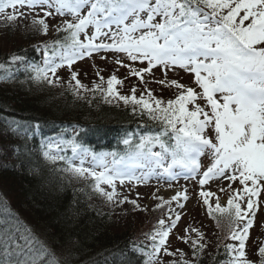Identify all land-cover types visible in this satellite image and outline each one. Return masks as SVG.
<instances>
[{"label": "snow or ice", "instance_id": "obj_1", "mask_svg": "<svg viewBox=\"0 0 264 264\" xmlns=\"http://www.w3.org/2000/svg\"><path fill=\"white\" fill-rule=\"evenodd\" d=\"M29 15L35 31L47 36L51 27L64 34L42 46L43 66L27 65L32 79L52 85L59 80L57 69L65 63L71 69L77 60L94 53L123 54L126 60L117 55L114 62L145 85L139 96L136 85L130 94L122 95L116 85L123 81L115 73L107 78L106 89L95 84L92 91L102 93L108 103L113 98L131 104L133 112L139 109L142 116L162 126L159 133L141 135L138 142L123 139L126 151L118 159L117 153H110L111 162L75 141L42 143L44 160L53 164L64 161L67 167L63 171L78 179L91 177L93 192L108 203L130 202L137 208L136 200L117 199V183L143 185L154 177L175 181L180 176L197 180L206 214L217 227L226 220L225 238L237 242L224 245L230 257L227 264H264V245L257 249L258 261L250 259L246 251L264 194V0H0V19L15 21ZM57 17V24L46 22ZM57 55L59 64L54 60ZM10 59L12 63L25 60L19 55ZM137 62L141 67H133ZM156 68L164 79L152 82L164 90L174 88V98L157 97L146 87L145 76L154 75ZM176 69L191 73L192 84L169 79V72ZM96 75L101 82L105 80L99 72ZM71 76L76 89L84 87L76 71ZM17 128L10 130L16 133ZM68 147L72 158L61 154ZM156 147L160 150L154 151ZM202 155H210L208 164H203ZM213 180L228 181L226 188H219L226 203L211 190H204ZM159 192L157 188L152 193L159 201L155 208L166 207L168 215L146 234L151 251L143 253L145 264H198L208 247L199 228L186 226L184 235L176 237L190 246L192 258L180 248L169 247V237L182 218L172 204L185 207L187 188L168 199L157 195ZM165 256L174 259L165 260ZM49 260L61 264L18 214L0 215V264H49Z\"/></svg>", "mask_w": 264, "mask_h": 264}, {"label": "trees", "instance_id": "obj_2", "mask_svg": "<svg viewBox=\"0 0 264 264\" xmlns=\"http://www.w3.org/2000/svg\"><path fill=\"white\" fill-rule=\"evenodd\" d=\"M58 35L62 38L64 34L57 33L44 44ZM37 46L26 39L25 44L10 51L0 50V64L8 67L0 69V215L18 214L61 264L65 260L67 264H145L143 253L149 252L151 243L146 234L158 226L160 217L143 233L127 223L116 226L114 210L122 214V205L110 211L102 208L91 181L74 179L63 171L66 166L62 161L53 164L44 160L41 140L52 133L68 134L66 127L73 122L83 126L77 138L89 137L112 153L123 155L127 147L123 139L136 142L141 135L159 133L162 126L142 116L139 109L133 112L131 104L112 98L111 103L106 102L99 91H80L74 85L59 89L32 79L27 65H36ZM10 54L25 60L6 64ZM138 90L143 91L139 86ZM33 123L40 125L38 135ZM209 220L213 228L205 241L212 244L211 251L200 255L198 264H227V221L222 220L217 227ZM185 252L192 258L189 245ZM254 253L258 261L257 249ZM169 259L174 257L165 258Z\"/></svg>", "mask_w": 264, "mask_h": 264}, {"label": "rangeland", "instance_id": "obj_3", "mask_svg": "<svg viewBox=\"0 0 264 264\" xmlns=\"http://www.w3.org/2000/svg\"><path fill=\"white\" fill-rule=\"evenodd\" d=\"M68 19H71V17H67ZM59 19L53 20L52 18H48L46 22H48L50 25L57 24L59 22ZM32 17L29 15L27 18L20 17L15 21H5L3 19H0V50L3 51H10L13 47H17L18 45H23L26 42V39L35 41L36 43L47 42L52 35H56L57 33L53 28L50 27L49 29V35L45 36L42 33H39L34 30L32 24H31ZM33 36V37H32ZM106 56L107 59L102 60L101 56ZM119 55L121 59H125L126 57L123 54H115L111 52H100V53H94L92 57H85L84 59L77 60L69 69L67 64L65 63L62 67L57 69L56 76L59 77V80L56 81L55 84H52L55 88L61 89L62 87L68 86V85H75V81L72 80L71 73L72 71H76L78 73L77 79L80 80L81 84L84 86L82 88H79L80 91H90L93 89L95 84H101L102 87L106 89L107 86V78L112 75L104 76V72L102 71L103 65H109V66H117L114 60L115 57ZM42 60L44 63V55L42 56ZM54 60L56 63H61L60 56L57 55L54 57ZM128 63H131L130 61H127ZM133 67H141L139 62L133 64ZM99 72L101 76L105 77V80L101 82L100 78L96 75V73ZM116 74V73H115ZM154 75H148L151 76V80H148L147 86L149 85L152 89L154 94L157 97L163 96L165 99L168 98H174L172 96V93L175 92V89L171 90H164V86L153 83L152 81L154 79H164L162 72L159 68L153 69ZM49 78L56 80V77L49 74ZM137 78V77H135ZM169 79H178L181 83H184L186 85H191L192 81L194 79L193 75L189 72H186L182 69H176L175 72H169L168 74ZM123 81V80H122ZM123 81L122 84L116 85L117 90L122 94H128V90L131 89L133 85H136L137 87V95L139 96L138 92V78L133 79L132 83L130 85H125ZM87 89V90H85ZM90 89V90H89ZM130 91V90H129ZM146 96V95H145ZM116 100V99H114ZM160 149L158 147L154 148V151H159ZM203 164H208L210 160V155H202L200 157ZM75 163L79 164V161H74ZM85 167L89 166L87 163L84 165ZM72 176V175H71ZM74 179L78 181H83L84 179H78L74 176H72ZM71 177V178H72ZM169 183H171V187H169ZM228 184V181L226 180H213L210 181L208 185H205L204 190H211L212 192L216 193L222 203H226V196L223 192L219 191L220 186H225ZM102 187L107 188V186L102 185ZM146 187V188H145ZM187 188L189 199L184 202L185 207L183 209L177 208L175 202H173L172 207L181 213V220L178 222V227L173 230V234L169 237V247L171 249L180 248L185 252L186 244H184L182 241L177 240V235H184L183 229L186 226L191 225L192 227L199 228L201 232L204 233L205 239L211 233L213 225L208 220L206 209L202 204L201 198L198 196V192L200 191L198 181L194 179H184L183 176H180L175 181H168L166 178L157 180L155 177L151 179L147 184L143 185H128L127 183L124 186H121L120 184H117V199H123L125 196L129 198L130 200H136L137 204L140 205L139 208L135 207L130 202H125L128 205H125L124 203L119 204L116 202L108 203L105 198L99 196V202L100 206L104 209L111 210L116 209L117 205H122L121 213L119 214L118 210H114V223L116 226H123L122 224L127 223L132 228L135 227L139 229L142 233L144 230L148 227V225L154 223L157 219V217L163 216V218H167V208L161 210L156 209L155 205L159 203V201H156L152 193L155 192L157 188L160 189V192L157 193V195L163 196L165 199L170 198L172 195L175 194V191L182 190L183 188ZM110 190V189H108ZM227 190V189H226ZM137 193H139V197L137 196ZM123 197V198H122ZM95 202V201H94ZM200 206V209L198 208ZM198 208V209H196ZM136 210L138 212H136ZM118 215V217H117ZM185 219V220H184ZM184 222V223H183ZM193 236H195V233H192ZM213 235V234H212ZM208 244V247L204 250L203 253L210 252L211 245L209 241H205ZM264 242V194H262L261 199V206L260 210L257 212V215L254 219V225L253 228L250 229V240L247 243L246 251L248 253V257L250 259H254L256 261L257 256L256 249H258L259 246ZM230 243H237L235 241H230ZM149 251H151V243L148 244ZM189 253V252H185ZM167 258V256L164 257V259Z\"/></svg>", "mask_w": 264, "mask_h": 264}]
</instances>
